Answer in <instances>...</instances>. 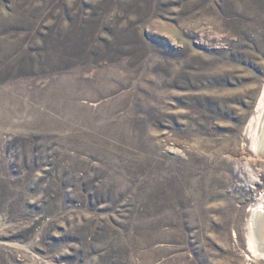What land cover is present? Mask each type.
<instances>
[{
	"label": "rangeland",
	"instance_id": "rangeland-1",
	"mask_svg": "<svg viewBox=\"0 0 264 264\" xmlns=\"http://www.w3.org/2000/svg\"><path fill=\"white\" fill-rule=\"evenodd\" d=\"M263 98L264 0H0V264H264Z\"/></svg>",
	"mask_w": 264,
	"mask_h": 264
},
{
	"label": "bare ground",
	"instance_id": "bare-ground-1",
	"mask_svg": "<svg viewBox=\"0 0 264 264\" xmlns=\"http://www.w3.org/2000/svg\"><path fill=\"white\" fill-rule=\"evenodd\" d=\"M264 99V98H263ZM262 103V102H261ZM264 102L262 103V105ZM264 109V108H263ZM264 111V110H263ZM260 116V115H259ZM262 129L261 133L258 135L257 140L254 142V147L258 148L261 151L262 156H264V121L261 123ZM257 150V149H256ZM255 220L254 226L251 228V232L249 235V249L251 253L258 254L264 253V205L261 204L258 209L254 211Z\"/></svg>",
	"mask_w": 264,
	"mask_h": 264
}]
</instances>
